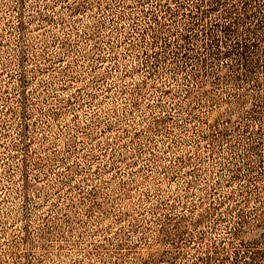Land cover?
<instances>
[{
    "label": "rangeland",
    "instance_id": "374dc122",
    "mask_svg": "<svg viewBox=\"0 0 264 264\" xmlns=\"http://www.w3.org/2000/svg\"><path fill=\"white\" fill-rule=\"evenodd\" d=\"M0 264H264V0H0Z\"/></svg>",
    "mask_w": 264,
    "mask_h": 264
}]
</instances>
